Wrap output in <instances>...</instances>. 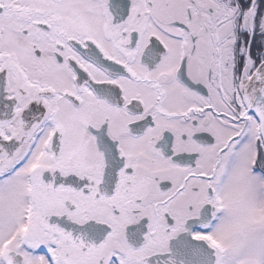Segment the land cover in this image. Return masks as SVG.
<instances>
[{
  "label": "snow or ice",
  "instance_id": "1",
  "mask_svg": "<svg viewBox=\"0 0 264 264\" xmlns=\"http://www.w3.org/2000/svg\"><path fill=\"white\" fill-rule=\"evenodd\" d=\"M0 264H264V0H0Z\"/></svg>",
  "mask_w": 264,
  "mask_h": 264
}]
</instances>
